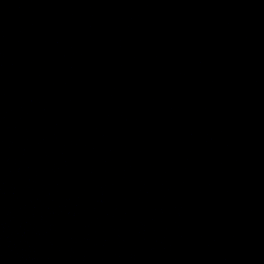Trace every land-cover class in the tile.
I'll use <instances>...</instances> for the list:
<instances>
[{
    "label": "water",
    "instance_id": "95a60500",
    "mask_svg": "<svg viewBox=\"0 0 264 264\" xmlns=\"http://www.w3.org/2000/svg\"><path fill=\"white\" fill-rule=\"evenodd\" d=\"M0 264H264V0H0Z\"/></svg>",
    "mask_w": 264,
    "mask_h": 264
}]
</instances>
